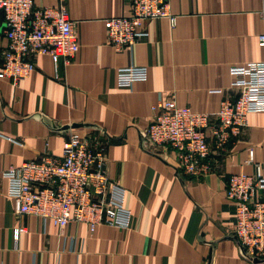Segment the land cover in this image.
<instances>
[{"label": "crops", "instance_id": "1", "mask_svg": "<svg viewBox=\"0 0 264 264\" xmlns=\"http://www.w3.org/2000/svg\"><path fill=\"white\" fill-rule=\"evenodd\" d=\"M59 1L76 32L73 60L29 55L35 64L29 76L17 84L0 78V264H264L244 257L225 192L228 175L253 173L254 163L264 176V111L248 113L241 133L201 177L182 174L168 146H143L159 100L212 112L236 97L229 67L264 60L257 41L264 34V0H169L175 21L145 20V35L130 50L107 42L104 22L128 15L126 0L33 3ZM6 43L0 11V64ZM128 65L147 67L146 79L119 85L117 69ZM70 131L105 143L106 172L125 189L129 227L90 231L83 222L57 227L15 214L4 169L44 155L58 158ZM261 194L257 189L254 197Z\"/></svg>", "mask_w": 264, "mask_h": 264}, {"label": "built area", "instance_id": "2", "mask_svg": "<svg viewBox=\"0 0 264 264\" xmlns=\"http://www.w3.org/2000/svg\"><path fill=\"white\" fill-rule=\"evenodd\" d=\"M130 13L105 19L106 40L115 49L130 50L143 35L145 20L175 21L169 0H126ZM6 46L2 50L0 78L17 84L35 68L29 55L47 54L54 63H70L78 49L73 22L62 1L34 5L33 0H0ZM264 46V34L257 37ZM237 88L234 99H223L217 110L195 111L174 99L152 106L153 116L143 132V146H168L180 172L201 177L214 168V157L222 156L241 133L248 113L264 111V60L229 67ZM117 82L129 86L145 80L147 67L128 65L117 69ZM61 155L8 166L2 175L6 192L13 199L16 215H35L55 226L87 223L90 231L100 225L124 229L131 212L124 204L125 189L106 172L105 143L96 135L68 132ZM251 159V150L249 152ZM254 172L239 171L227 177L226 196L234 207L232 234L245 258L264 260V176L259 163ZM262 191L254 197L255 191ZM23 231L14 230L15 238Z\"/></svg>", "mask_w": 264, "mask_h": 264}]
</instances>
